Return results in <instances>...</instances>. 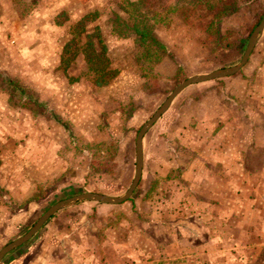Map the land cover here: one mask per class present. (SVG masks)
I'll use <instances>...</instances> for the list:
<instances>
[{
  "label": "crops",
  "instance_id": "0c3cea01",
  "mask_svg": "<svg viewBox=\"0 0 264 264\" xmlns=\"http://www.w3.org/2000/svg\"><path fill=\"white\" fill-rule=\"evenodd\" d=\"M13 3L0 4V37L7 35V48L18 52L11 62L21 65L31 52H22L25 29ZM46 5L42 32L56 26V10ZM46 38L50 51L38 50L29 59L41 71L56 61L59 42ZM169 63L179 64L165 58L156 70L166 73L161 68ZM217 80L189 85L173 99L154 123L159 125L148 154L143 138V176L146 160L153 167L131 199L60 209L37 239L8 252L0 264H264V31L246 64ZM160 137L163 152H155Z\"/></svg>",
  "mask_w": 264,
  "mask_h": 264
},
{
  "label": "rangeland",
  "instance_id": "374dc122",
  "mask_svg": "<svg viewBox=\"0 0 264 264\" xmlns=\"http://www.w3.org/2000/svg\"><path fill=\"white\" fill-rule=\"evenodd\" d=\"M13 1V7L22 16L19 25L25 29L22 52L30 50L31 53H27L26 62L13 64L11 60L18 52L15 48H7V35L3 34L0 37V70L10 72L7 73L34 89L73 126L76 137H69L63 126L47 114L35 115L30 108L9 104L6 92L0 89V186L3 188L0 190V248L25 233L41 213L60 199L92 190L113 196L123 194L134 175L135 137L139 127L180 81L193 74L228 66L239 59L250 32L264 15V0H246L238 13L226 19L224 29L229 33L218 52L213 37L205 32L202 8H180L171 17L168 28L163 24L156 25L155 35L174 46L172 51L183 70L180 76H173L177 65L169 63L161 68L166 73H161L164 77L155 85L137 72L133 40L117 39L110 32L111 11L117 10L121 0H55L56 5L52 4L54 0ZM152 1L151 8L163 14L165 4L160 0ZM6 2L0 0V4ZM46 3V7L56 10L52 22L57 27L42 32L40 26L45 21L41 15ZM70 9L84 14L71 17ZM35 10L36 14L30 17L29 13ZM2 11L7 31L6 5ZM80 29H84L83 32ZM47 35L59 39L53 50L56 61L41 71L35 60L29 59L35 58L38 50L50 51ZM97 36L105 43L106 54L100 50ZM109 38L113 42L108 41ZM89 39L92 45L87 44ZM108 67L113 69L104 75L109 81L98 85V75L93 70L103 68L105 71ZM154 125L144 136L146 154L150 141L156 139L153 133L159 122ZM102 141L107 145L97 149L96 144ZM108 146H115V150L112 148L114 159L105 162L99 176L90 177L86 183L88 164L93 161L90 155L97 151L96 163L106 159L112 156ZM163 147L160 137L153 150L163 152ZM152 167L146 160L145 175L142 173L138 184H141L140 188L147 180L146 170ZM45 172H51L53 176L49 175L46 181L37 179ZM11 184L17 190L9 189ZM87 203L102 205L94 201L76 205H89ZM20 207L23 208L20 210ZM18 211H22L20 216L14 217ZM50 221L51 218L46 223ZM39 232L34 235L35 239ZM236 263L235 259L233 264Z\"/></svg>",
  "mask_w": 264,
  "mask_h": 264
},
{
  "label": "trees",
  "instance_id": "16d2710c",
  "mask_svg": "<svg viewBox=\"0 0 264 264\" xmlns=\"http://www.w3.org/2000/svg\"><path fill=\"white\" fill-rule=\"evenodd\" d=\"M165 4L163 7V14H160L157 9L151 8L152 0H121L117 4V10L111 11L110 26L111 34L117 39L131 38L136 46L134 54V61L138 74L141 77H146L156 84L160 78L164 77L156 70V66L165 58L176 61L177 58L174 52L167 46L165 42L160 40L155 35V27L157 24H163L168 28L171 24V17L178 12L180 8L189 6L194 8L200 6L202 8V17L205 21V32L213 37L217 47H221L226 34L229 33L227 29L223 28L224 22L227 18L238 13L246 0H160ZM253 0H248L250 2ZM188 8V7H187ZM85 18V17H84ZM84 30V29H83ZM80 29L81 32H83ZM90 38V36H89ZM97 42L100 50L105 54L107 47L103 40L97 36ZM92 45V40L89 39L87 44ZM177 68L173 76H180L183 70L180 64H176ZM97 72L98 85L106 84L109 79L105 78L106 73H110L113 69L108 67L105 71L100 69ZM6 85V86H5ZM148 85V84H147ZM146 86V84H145ZM0 89L6 92L8 103L13 106L30 108L35 115L47 114L50 119L59 122L69 137L75 138L73 126L64 120L59 113H57L46 100L32 88L23 85L18 79L12 77L5 70H0ZM132 107L131 109H133ZM107 145L103 141L96 144V148ZM114 147L108 146L109 152L112 156L106 159H100L96 163L95 158L97 151L90 155L93 161L88 164V174L86 175V183L90 177H98L101 170L104 168V163L114 159ZM0 190L3 188L0 186ZM96 191V190H92ZM24 207V206H23ZM20 207L18 209H22ZM54 216V215H53ZM52 216V217H53Z\"/></svg>",
  "mask_w": 264,
  "mask_h": 264
},
{
  "label": "water",
  "instance_id": "95a60500",
  "mask_svg": "<svg viewBox=\"0 0 264 264\" xmlns=\"http://www.w3.org/2000/svg\"><path fill=\"white\" fill-rule=\"evenodd\" d=\"M264 31V15L259 22L253 27L248 36L246 47L241 57L231 65L220 67L208 72L197 73L190 75L180 81L176 86L168 93L163 102L154 110L152 115L139 127L135 137V169L133 178L125 190V192L118 196L109 195L98 191H83L72 195L67 198L58 200L50 205L43 213L39 215L36 221L30 226V228L20 236L7 242L0 248V262L4 256L11 250L21 246L29 241L43 225L60 209L72 206L82 201H94L104 204H120L126 200H129L135 189L137 188L141 177L143 168V138L147 131L154 125L159 117L169 108L173 99L187 86L208 81L220 79L226 76L237 73L248 61L250 54L252 53L259 37Z\"/></svg>",
  "mask_w": 264,
  "mask_h": 264
}]
</instances>
